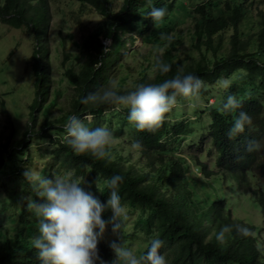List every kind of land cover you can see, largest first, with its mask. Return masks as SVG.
<instances>
[{
  "label": "trees",
  "instance_id": "1",
  "mask_svg": "<svg viewBox=\"0 0 264 264\" xmlns=\"http://www.w3.org/2000/svg\"><path fill=\"white\" fill-rule=\"evenodd\" d=\"M113 2L68 0L69 5L78 3L80 12L92 8L99 17L74 39L77 51L64 55L63 76L72 88L67 108L60 116H45L36 128L38 113L50 101L55 103L56 96L49 94L44 38L48 0L0 1V22L24 26L32 37L28 64L34 75L27 128L16 137L10 124L6 140L0 142V264H40L31 244L38 235V218L26 207L30 196L37 199L23 176L28 168L42 176H72L101 202L108 196L107 180L119 174L121 202L134 215L131 224H122L120 236L128 245L139 238L138 256L151 238H159L163 244L158 252L166 264H264V14L255 19L244 0H118L117 8ZM149 7H163L166 13L153 21L147 15ZM187 19L193 22L191 48L182 50L185 34L176 28ZM136 37L141 45L133 47ZM109 38L105 45L102 40ZM143 49L152 52L153 73L142 68L125 87L130 74L124 58L146 60ZM157 56L170 65L168 73L154 70ZM178 69L199 76L200 99L213 97L214 102L193 111L182 104L189 98L177 96L176 105L151 130L133 127L125 107L81 103V96L106 86L113 76L126 90L136 83L170 78ZM222 79L230 81L226 89L219 84ZM229 94L240 106L225 112L220 106ZM1 106L4 111L3 102ZM240 111L250 119L230 138L228 130ZM72 114L89 127L104 126L112 132L117 142L107 147L106 157L71 150L64 140V124ZM87 114L90 119H85ZM202 133L209 138L206 152ZM133 141H139L135 154L129 152ZM253 142L259 147L249 148ZM43 144L49 148H41ZM241 211L246 216L240 217ZM110 213L105 210L102 218ZM236 224L246 226L247 234L233 227L222 242L216 240L221 226ZM127 226H132L129 233ZM109 244L99 238L97 254L111 262L114 252Z\"/></svg>",
  "mask_w": 264,
  "mask_h": 264
},
{
  "label": "clouds",
  "instance_id": "2",
  "mask_svg": "<svg viewBox=\"0 0 264 264\" xmlns=\"http://www.w3.org/2000/svg\"><path fill=\"white\" fill-rule=\"evenodd\" d=\"M244 4L247 8L245 0ZM165 13L166 9L163 7H149L147 15L155 21L161 19ZM260 14L264 12L260 10L257 18ZM153 68L160 74H165L169 72L170 65L157 56ZM219 84L221 88L226 89L230 81L222 79ZM202 88L203 81L199 76L178 69L170 78L157 83H136L126 90H122L117 81L110 80L106 86L81 96L80 100L81 103L93 106L113 104L125 107L126 119L133 127L137 130H151L158 127L164 114L176 105L177 96L196 101L199 99L207 106L206 103L213 97H209L208 101L200 99ZM187 101L189 102V99L182 103L185 107L190 104ZM239 106V99L229 94L220 108L228 112ZM249 119L245 112L240 111L228 130V136L231 138L242 132ZM202 134L205 135V141L206 133ZM64 140L76 154L87 153L94 158H104L107 155V147L112 143V132L104 126L89 127L81 117L72 114L64 124ZM138 146L139 141L132 142V148ZM254 147L259 145L250 143L249 148ZM206 149L203 150L206 152ZM23 176L37 198L30 196L26 207L38 218V235L32 238L31 244L36 250L40 264H97V261L99 264H166L165 257L158 252L163 244L159 238H151L145 246L146 250L139 256L131 248L116 241L109 244L114 252L111 262L98 256L97 242L102 237L106 225L111 226L113 233H119L123 222L127 220V210L117 190L118 182L122 179L119 174H113L107 180L106 187L109 190L104 202L82 187L81 181L72 176H42L31 168L26 169ZM105 210L111 211L107 219L101 215ZM251 214L258 215L256 211ZM238 215L244 217L240 212ZM254 216L252 218H255ZM233 227L240 234L248 232V228L241 224L224 225L216 232V240L222 242L225 234ZM261 229V235L264 236V227Z\"/></svg>",
  "mask_w": 264,
  "mask_h": 264
},
{
  "label": "rangeland",
  "instance_id": "3",
  "mask_svg": "<svg viewBox=\"0 0 264 264\" xmlns=\"http://www.w3.org/2000/svg\"><path fill=\"white\" fill-rule=\"evenodd\" d=\"M245 2L249 14L255 19H257V13L260 10L264 12V0H245ZM113 3V6L117 8L118 0H115ZM244 6L246 7L245 4ZM48 8L50 16L44 38L48 49V62L50 64L49 72L51 86L49 94H51V98H53L54 95L56 96L55 103L50 101L48 104L44 105L45 108L38 113L36 128L43 122L45 116H48V118L60 116L63 113L62 108H67L72 97V88L63 76L65 65L67 64V62L63 63L64 55H69L77 51L73 42L74 39L82 35L83 31L91 26L99 17L92 8L91 10L80 12L78 3L69 5L68 0H48ZM192 23L190 19H187L176 28L177 32L185 34L182 36L184 41V45L181 46L182 50L191 48L189 36L192 32ZM69 34H73L74 38H69ZM102 41L105 45H108L110 38L103 39ZM32 44V37L27 32L26 27L22 26L15 28L0 22V142L6 140L10 124L16 128L14 136L18 137L20 133L27 128L29 123L28 106L33 99L34 90L33 70L32 66L28 64V57L32 51ZM139 45H141L140 38L136 37L133 47H138ZM225 47H228V44H226ZM127 52L128 51H126V53ZM142 53L145 54L146 60L144 57L142 61L133 60L132 56L124 58V61L128 65L127 71L130 74L127 82L124 84L125 87L132 84V81L137 78L142 68H148V72H150L149 75H152L153 72L150 70L151 65L149 63L152 52L149 49H143ZM180 56L183 57L184 52L182 53L181 51ZM114 78L115 76L112 77V80H115ZM213 100V98H210V101L206 104L209 105ZM1 102L4 103V111H2ZM189 102L187 101L193 111L196 107H204V103L199 99L196 101L189 98ZM84 117L90 119L91 115L87 114ZM208 140L209 138L206 137L204 148H208ZM115 142H117V139H112V143ZM33 148H36L35 145ZM41 148L46 149L49 147L43 144ZM129 152L135 154V149L132 148ZM205 159L208 160L209 158L205 157ZM2 194L1 192L0 195ZM240 215L245 216L246 213L240 212ZM133 216L134 215L127 213V220H125L123 224H131L133 222ZM1 221L4 223V218H1ZM126 228L129 233V229L132 228V226H127ZM108 234H114V236L110 237ZM120 234L124 233L120 231L119 233H113L111 229L106 226L101 238L106 242H121L124 246L131 248L136 254L139 238H133L131 241L132 244L128 245L122 241Z\"/></svg>",
  "mask_w": 264,
  "mask_h": 264
}]
</instances>
